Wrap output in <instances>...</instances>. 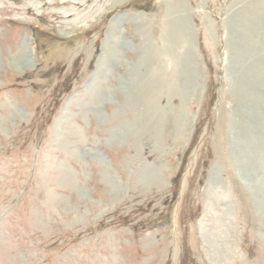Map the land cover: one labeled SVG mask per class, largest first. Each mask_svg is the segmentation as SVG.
Masks as SVG:
<instances>
[{"label": "rangeland", "instance_id": "obj_1", "mask_svg": "<svg viewBox=\"0 0 264 264\" xmlns=\"http://www.w3.org/2000/svg\"><path fill=\"white\" fill-rule=\"evenodd\" d=\"M263 123L264 0H0V264H264Z\"/></svg>", "mask_w": 264, "mask_h": 264}, {"label": "bare ground", "instance_id": "obj_2", "mask_svg": "<svg viewBox=\"0 0 264 264\" xmlns=\"http://www.w3.org/2000/svg\"><path fill=\"white\" fill-rule=\"evenodd\" d=\"M176 28H178V27H176ZM175 28V29H176ZM171 30V29H170ZM174 31V30H173ZM177 31V30H176ZM171 32V31H170ZM177 32H179V31H177ZM177 34V33H176ZM180 35V34H179ZM178 35V36H179ZM177 35H176V37L177 38H179ZM171 51V50H170ZM168 52V51H167ZM21 53V52H20ZM154 53V52H153ZM19 54V53H18ZM154 56V55H153ZM17 57V59H18V55L16 56ZM21 57H23V56H21ZM102 90V89H101ZM102 93V92H101ZM262 111V110H261ZM115 115V112H113V116ZM97 116H98V121L100 122V119H102L104 116H102L101 114H99V113H97ZM258 116V115H257ZM175 120V119H174ZM177 123V122H176ZM264 124V123H263ZM259 129V128H258ZM70 173V170H68V171H66V173L65 174H69ZM103 173V171H99V174H102ZM104 174V173H103ZM102 177V176H101ZM103 179V178H102ZM65 180H67V179H65ZM106 181H107V179H106Z\"/></svg>", "mask_w": 264, "mask_h": 264}]
</instances>
